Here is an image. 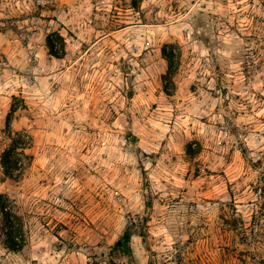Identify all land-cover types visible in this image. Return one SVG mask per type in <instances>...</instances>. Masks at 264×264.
Segmentation results:
<instances>
[{"label": "rangeland", "instance_id": "374dc122", "mask_svg": "<svg viewBox=\"0 0 264 264\" xmlns=\"http://www.w3.org/2000/svg\"><path fill=\"white\" fill-rule=\"evenodd\" d=\"M13 104L31 137L16 178ZM1 195L25 245L0 208V264H264V0H0Z\"/></svg>", "mask_w": 264, "mask_h": 264}, {"label": "trees", "instance_id": "16d2710c", "mask_svg": "<svg viewBox=\"0 0 264 264\" xmlns=\"http://www.w3.org/2000/svg\"><path fill=\"white\" fill-rule=\"evenodd\" d=\"M136 3V0H134ZM49 53L57 58H63L66 53V40L65 37L59 32L54 31L47 35L46 38ZM162 54L167 62V71L163 75L165 80V87L171 85L175 87L174 75L177 72L180 65L181 49L177 44L166 43L162 48ZM169 91V90H167ZM17 106L12 105L10 112L6 119V132L9 135L10 142L1 153V165L4 169V174L10 178H16L21 175L25 169L24 157L28 155L25 149L28 147L31 141V137L25 131L12 132V120L14 113L17 111ZM195 153V150L189 147V154ZM152 205L151 200L147 202V206L150 208ZM0 208L6 219L8 225V231L6 234V240L8 248L19 251L23 249L25 240L22 239L23 221L22 217L12 212L10 208L4 203L3 196H0ZM149 221V214L146 213L142 216L137 215L135 218H131L126 225L123 233L114 243L113 251L123 256L132 257V238L135 235L141 236L143 239L147 237V222Z\"/></svg>", "mask_w": 264, "mask_h": 264}]
</instances>
